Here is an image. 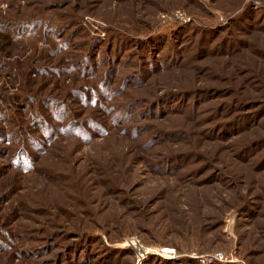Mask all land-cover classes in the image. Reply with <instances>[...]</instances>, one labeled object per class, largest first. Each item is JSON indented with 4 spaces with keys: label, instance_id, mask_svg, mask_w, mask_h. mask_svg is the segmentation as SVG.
<instances>
[{
    "label": "rangeland",
    "instance_id": "1",
    "mask_svg": "<svg viewBox=\"0 0 264 264\" xmlns=\"http://www.w3.org/2000/svg\"><path fill=\"white\" fill-rule=\"evenodd\" d=\"M0 264H264V0H0Z\"/></svg>",
    "mask_w": 264,
    "mask_h": 264
},
{
    "label": "trees",
    "instance_id": "2",
    "mask_svg": "<svg viewBox=\"0 0 264 264\" xmlns=\"http://www.w3.org/2000/svg\"><path fill=\"white\" fill-rule=\"evenodd\" d=\"M148 48H146V50H147ZM99 50V49H98ZM96 53H97V55H98V57H99V54H98V51H95ZM96 60H97V56H96V58H95ZM96 76V75H95Z\"/></svg>",
    "mask_w": 264,
    "mask_h": 264
}]
</instances>
